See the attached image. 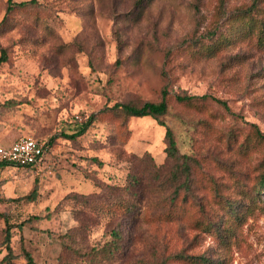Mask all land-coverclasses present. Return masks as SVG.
<instances>
[{
	"label": "rangeland",
	"instance_id": "obj_1",
	"mask_svg": "<svg viewBox=\"0 0 264 264\" xmlns=\"http://www.w3.org/2000/svg\"><path fill=\"white\" fill-rule=\"evenodd\" d=\"M34 1L10 14L0 31V52L7 54L0 64V146L27 136L50 145L31 168L0 164V259L5 217L14 264H28L26 252L34 264H191L167 258L178 253L202 256L199 264H264V205L238 226L233 215L237 228L226 242L194 228L188 217L168 221L162 194L146 191L141 210L147 216L122 221L120 252L103 260L97 249L110 226L86 209L77 214L64 200L70 192H93L102 201L95 181L123 184L131 154L141 158V168L164 161V128L148 116L129 118L125 133L102 113L83 135L64 136L92 113L119 101L156 100L162 88L206 95L207 111L172 101L165 120L180 152L204 156L224 193L239 198L236 177L253 181L259 154L240 155L221 137L231 131L242 140L252 124L264 132V50L254 40L229 44L210 58L181 48L255 0H148L140 9L136 0ZM4 14L0 0V21ZM7 99L14 103L2 106ZM44 209L51 217L34 221Z\"/></svg>",
	"mask_w": 264,
	"mask_h": 264
},
{
	"label": "trees",
	"instance_id": "obj_2",
	"mask_svg": "<svg viewBox=\"0 0 264 264\" xmlns=\"http://www.w3.org/2000/svg\"><path fill=\"white\" fill-rule=\"evenodd\" d=\"M147 1L136 0L135 6L140 9ZM258 1L255 0L248 7L224 15L199 40L189 42L181 50H184L189 56L200 55L210 58L225 46L244 40H254L257 47L264 50V8L259 6ZM34 2V0L19 2L5 0V14L0 21V31L2 32L6 28V20L10 14H13L15 10H26L27 5L29 3L33 5ZM6 59V51L2 48L0 64ZM206 99V95L197 96L186 92L170 94L166 88H162L156 100L134 99L115 102L110 107H105L89 115L85 121L80 122L77 129L72 133H64L67 138L83 135L95 124L98 116L102 113L111 115L117 121L118 127L122 128L125 133L128 132L126 125L131 117L148 116L164 128L165 158L161 164L157 165L150 161L141 168L139 164L141 158L131 154L128 159L130 166L125 174L123 184L106 183L102 185L94 178L95 184L101 187V191L105 194L102 196L104 198L102 201L96 200L98 196L93 192L89 194L70 192L64 197V200L72 202L77 214L86 209L88 212L95 213L94 220H104L110 226L109 239L97 249L99 258L110 259L120 252L123 242L122 221L133 223L140 216H147L148 211L141 210V202L146 191L153 193L158 190L159 195L162 194L159 200L163 205L161 214L166 216L168 221L188 217L191 226L194 228L213 233L218 239L221 238L226 242L231 241L235 235V228L238 226L237 220L252 214V210L259 205H264V132L256 125H251L252 128L249 132L242 135V140H239L236 133L231 131L224 134L225 137H221L230 148H233L240 155H251L253 152L259 154L257 164L259 172L255 179L246 184L239 177H236L239 196L237 199H232L227 193H224L225 183L220 182L218 184L206 170L207 163L204 156L180 152L175 133L165 120L169 114L171 102L174 101L185 108L196 111H207ZM216 100L223 103V101ZM13 103V100L7 99L2 103V106ZM223 105L225 104L223 103ZM35 139L42 145L44 152L47 151L49 142ZM233 146L237 147L238 150ZM90 159L92 162L99 163L95 156L90 157ZM0 164L22 168L34 166L33 164L18 165L1 158ZM203 194H208L209 197H204ZM27 198L32 199L34 197L28 195ZM209 198L213 200V203L210 202ZM233 215L236 220L234 224L237 226L231 223ZM32 216L34 221L49 219L51 211L44 209V211H38ZM4 220L6 228L3 244L6 254L0 259V264H14L13 249L10 246L12 225L7 218L4 217ZM30 221L31 219L27 220V222ZM17 226H21V224ZM25 256L28 264H34V260L28 252ZM167 258L183 260L191 264L203 263L205 260L202 256L184 255L182 253L173 254ZM160 264H166V260H162Z\"/></svg>",
	"mask_w": 264,
	"mask_h": 264
},
{
	"label": "built area",
	"instance_id": "obj_3",
	"mask_svg": "<svg viewBox=\"0 0 264 264\" xmlns=\"http://www.w3.org/2000/svg\"><path fill=\"white\" fill-rule=\"evenodd\" d=\"M44 157L42 145L33 137H21L14 142L0 146V158L18 165H37Z\"/></svg>",
	"mask_w": 264,
	"mask_h": 264
}]
</instances>
